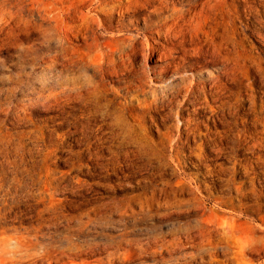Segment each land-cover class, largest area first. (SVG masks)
I'll return each instance as SVG.
<instances>
[{
	"label": "rangeland",
	"instance_id": "1",
	"mask_svg": "<svg viewBox=\"0 0 264 264\" xmlns=\"http://www.w3.org/2000/svg\"><path fill=\"white\" fill-rule=\"evenodd\" d=\"M159 2L0 0V264H264V0L177 1L175 62L220 79L188 122L122 33Z\"/></svg>",
	"mask_w": 264,
	"mask_h": 264
},
{
	"label": "bare ground",
	"instance_id": "2",
	"mask_svg": "<svg viewBox=\"0 0 264 264\" xmlns=\"http://www.w3.org/2000/svg\"><path fill=\"white\" fill-rule=\"evenodd\" d=\"M77 1L79 0H75V2ZM177 1L182 2L183 0H160L159 6L152 12L147 13L146 15L145 13H143V11L133 13L134 15H143L141 19L142 26L140 28L137 27L138 29H133L125 25L122 29V33H124L125 31L129 33L135 31L137 37L142 36L144 42H142L143 48L141 50V57L144 63L151 61L154 56H156V60L164 61L165 66H163V68L153 70L150 68L147 69L143 67V75L146 77L145 81L152 84H155V82H159V84L161 85L159 89L154 88V90L152 91L153 100L150 103L152 105H158L155 107L159 108H162L165 105H174L177 109V113L182 117V120L188 122V117H186V119H183L185 118V116H188V106L190 104H195L199 102L203 97H205L206 86L210 88H217L220 79L219 76L211 72H196V70L194 69L189 70L180 63L175 62V59L177 58L173 57V54L178 53L176 50L177 45L176 43H173V40L177 37L175 35V29L178 28L182 23H197L198 21H201V12L199 11L198 6H192V10L190 9L191 12L188 13V16H185L182 10L177 8V4H179ZM81 2L83 5L86 4L85 7L87 8H89V5H92L91 2L97 4V7L94 8V12L96 13L93 15L98 18V22L100 23L110 21L112 18L111 12L113 10H118V12L122 13L119 19H124V9H126L129 5L128 0H81ZM108 6L110 7L108 8ZM89 11L90 10L88 9V12L85 15L86 18L90 14ZM98 16H100V18ZM139 20L140 19L138 18V21ZM136 36H133L128 33L122 34V38L119 39V42H117V44L119 47L127 46L131 48L130 50L132 53L134 50V41L136 40ZM225 49L228 53V46H226ZM113 52L114 51L112 50V53ZM135 54L137 53L135 52ZM107 57V61L103 63H96L97 68H108V71L104 69L102 73V78L109 75L110 72H113L111 68L116 67V62L113 59V56L111 54H108ZM129 70H133V68L130 67ZM130 72H127L126 75L131 76L134 73V71ZM166 75H170V77L165 79L164 77ZM137 82L139 83V90L144 91L141 85L143 84L142 77ZM96 90L97 87L95 86L91 91L94 92ZM143 102L147 101L144 99ZM251 245L252 244L248 242V240L240 242V244L238 245V250L234 253L233 257L228 259V262H231L232 264H248L244 260L243 255L245 251L249 250L252 247ZM258 250L261 254L264 255V248Z\"/></svg>",
	"mask_w": 264,
	"mask_h": 264
}]
</instances>
